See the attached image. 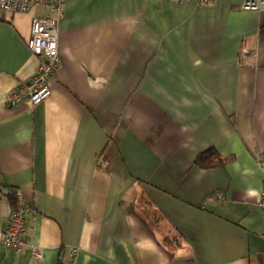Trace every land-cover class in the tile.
Listing matches in <instances>:
<instances>
[{"label":"crops","instance_id":"1","mask_svg":"<svg viewBox=\"0 0 264 264\" xmlns=\"http://www.w3.org/2000/svg\"><path fill=\"white\" fill-rule=\"evenodd\" d=\"M240 0H65L50 93L32 16L0 15V236L23 198L42 264H264V10ZM242 47L252 51L241 60ZM212 149L223 162L194 163ZM30 252L0 244V264Z\"/></svg>","mask_w":264,"mask_h":264},{"label":"built area","instance_id":"2","mask_svg":"<svg viewBox=\"0 0 264 264\" xmlns=\"http://www.w3.org/2000/svg\"><path fill=\"white\" fill-rule=\"evenodd\" d=\"M179 2L211 3L215 0H177ZM65 0H0V15L3 13H27L32 6H41L43 13L30 18L28 37L25 46L31 55L39 61L28 82L22 88H18L11 94V100L26 97L31 103H36L49 95L48 77L57 67L59 55L57 50L58 23L63 12ZM240 8L243 10L262 11L264 0H240ZM254 53L242 47L238 53L241 60L246 55ZM256 205L264 210V180L258 191ZM27 206L19 194H15L13 204L2 226L0 244L14 252H22L28 249L31 260L27 264H42L39 261V252L29 245L25 236V213ZM77 247H72L67 252V260L64 264H77L75 255ZM38 260V261H37Z\"/></svg>","mask_w":264,"mask_h":264},{"label":"trees","instance_id":"3","mask_svg":"<svg viewBox=\"0 0 264 264\" xmlns=\"http://www.w3.org/2000/svg\"><path fill=\"white\" fill-rule=\"evenodd\" d=\"M223 162V158H221L216 152L212 149H208L201 154H199L194 163L199 165L200 167H213L221 164ZM14 196H12V199Z\"/></svg>","mask_w":264,"mask_h":264}]
</instances>
